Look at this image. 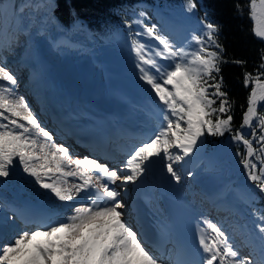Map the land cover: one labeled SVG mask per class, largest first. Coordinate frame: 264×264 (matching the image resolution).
I'll use <instances>...</instances> for the list:
<instances>
[{
	"label": "snow or ice",
	"instance_id": "6c2138e0",
	"mask_svg": "<svg viewBox=\"0 0 264 264\" xmlns=\"http://www.w3.org/2000/svg\"><path fill=\"white\" fill-rule=\"evenodd\" d=\"M195 8L194 0H187L186 10ZM250 17L255 36L264 40V0H250ZM134 23L143 26L137 36L158 42L150 46L133 40L132 50L138 59L139 79L160 105V123L151 137L134 147L122 171L88 156L73 158L69 147L54 143L52 132L41 125L25 98L16 94L17 76L0 63V177H8L18 161L23 173L47 190L50 198L63 202L65 209L52 222L25 220V225H35L34 230L18 231L10 239L0 236V264H164L122 219L121 209L126 207L122 196L154 158L169 161L164 164L166 172L180 182L173 165L190 157L206 134L231 133V140L244 148L237 154L248 179L264 194V112L258 111L264 102V50L256 74H244L245 86H254L241 124L233 130L231 103L219 76L220 65L227 61L217 39L218 26L202 22L203 32L192 35V47L177 46L155 24L148 26L140 19ZM246 128L250 129L247 134ZM81 193L86 194V203L77 202ZM254 214L256 228L264 234V215ZM203 223L207 228L198 243L204 255L194 264H256L251 254L241 256L220 226L207 219Z\"/></svg>",
	"mask_w": 264,
	"mask_h": 264
},
{
	"label": "rangeland",
	"instance_id": "374dc122",
	"mask_svg": "<svg viewBox=\"0 0 264 264\" xmlns=\"http://www.w3.org/2000/svg\"><path fill=\"white\" fill-rule=\"evenodd\" d=\"M52 4L53 0H27V5H25V0H0V26L3 19V23L5 22L4 30L9 28L11 35L13 33L14 36H17L14 41L6 39L4 46L0 43V63L4 64L20 80L23 77L22 74H26L25 72L29 67L28 65L22 66L21 64L18 68L19 62L15 60H17L18 55L26 48L25 44L24 46L21 45L23 43L22 41L27 43V36H30L32 39L35 36L37 40L38 38L42 39L46 36L47 41L55 49L60 47V39L65 40L62 43L65 44L66 42L67 44L65 45L68 47H73L74 45L76 47L75 49H86L88 47L85 53L86 60L92 61L94 58L99 59L102 67L99 68L101 74H98L101 78H104L105 74L106 80L108 81L107 90V88L104 89L103 87H94L96 80H92L90 84L93 89L100 88L105 90L110 100L118 106L120 104L125 105V102L129 101L133 102L132 105L135 104L141 107L142 110H154L156 114H160V111H158V109L160 110V105L156 98H154V94L148 90L149 86L139 79L140 72L136 67L138 59L132 50L133 40H140L150 46L158 42L151 41L147 37L137 36L136 33L142 32L143 26L134 23V21L140 19L143 21V24H147L148 26L155 24L158 31L166 35L177 46H188L191 44L192 47H195L194 42L191 41V37L194 34H202L203 26L196 28L193 25L194 9L189 12L186 10V6H161L157 4L138 3L133 7L134 21L132 26L128 28L127 32H117L114 38H112L113 43H111L108 38L103 41L95 40L81 19H75L69 26L62 25L52 13ZM20 8L24 9L23 12L19 11ZM6 11L8 15L5 14ZM140 11H144L146 16L139 17L138 14ZM34 12H36V17H32ZM9 18L17 25V32L14 31L15 27L8 24ZM32 24L34 25L32 26ZM21 27L23 28L22 32L20 31ZM43 29H45L44 35ZM52 40L56 43L52 44ZM91 41L96 42L100 46H96L97 49H94L90 44ZM6 45L9 47L6 48ZM34 49L35 46L32 43L29 45L28 53L34 52ZM28 53L26 54L28 55ZM11 56H14L13 59L16 57L14 62H11L9 59ZM166 63L168 64L169 61ZM92 65L90 63V67L80 71L88 72ZM76 68L78 69L75 65L73 70L78 71ZM47 69L49 73L50 71L54 73V70ZM19 80L18 86L16 87L17 93L21 94V96L23 94L27 96L28 88L27 90L26 88H22V81ZM34 86L39 87L36 79ZM27 87L31 86L29 85ZM130 97L135 99L133 101L132 99L129 100ZM26 101L32 104L30 99L26 98ZM261 104H263L262 108L264 109V102H261ZM30 107L38 117L37 107L35 105ZM244 130L250 132V129L246 128ZM227 143L215 147L210 152H205L202 143H200L190 157L176 162L173 166L181 177L180 184L183 188L193 189V186L195 188L197 186L202 187L196 188V191L199 190L200 197L204 196L209 204L216 205L217 208L215 207L213 210L211 220H213V223H215L214 221H226V229L230 230L233 239L231 243L239 250L241 256L251 254V258L256 261V264H264V234L259 233L256 228L257 216L254 214L258 212H254L247 206V200L250 197L243 200L241 197L242 194L232 189L231 185L239 182L241 179L243 165L237 158L238 156L230 157L227 154V146H230ZM172 151L175 152L177 150L173 149ZM72 156L73 158L75 157L74 155ZM167 162L169 161L165 160L159 167V176L165 172L164 164ZM15 163H17L16 169H18L19 167L17 165H19V162ZM120 170L122 171V169ZM182 170L187 171L182 172ZM188 172H192L193 175L188 176ZM161 180L160 178L157 181ZM29 185L30 187H36V184ZM121 211L124 213V208ZM0 213L3 215L7 214L3 211L2 207H0ZM122 219L127 223L125 218ZM10 221L7 217L3 225L8 226ZM27 229L29 230L30 228ZM13 235L11 233L7 234L9 238ZM243 243L246 246H243ZM164 264L169 263L164 262Z\"/></svg>",
	"mask_w": 264,
	"mask_h": 264
},
{
	"label": "trees",
	"instance_id": "16d2710c",
	"mask_svg": "<svg viewBox=\"0 0 264 264\" xmlns=\"http://www.w3.org/2000/svg\"><path fill=\"white\" fill-rule=\"evenodd\" d=\"M18 1V0H16ZM52 12L59 22L69 26L75 19H81L89 33L97 41L108 38L111 43L117 32H127L133 24V7L137 3L186 6L187 0H53ZM196 8L193 12V25L198 28L202 22H211L218 26L217 39L224 51L219 76L223 77L222 90L227 92L231 103L233 130L238 128L242 115L247 107V98L253 84H244L245 72L256 74L261 62V51L264 40L255 36L254 21L250 17V0H194ZM239 5V7H237ZM233 61H244L243 64ZM264 71V70H262ZM264 79V77H262ZM263 105L258 107L264 112ZM245 133H249L244 130ZM231 133L224 136L202 137L205 152L212 151L226 142L233 149L243 153L242 145L231 140ZM229 156L231 154L226 151ZM233 157V156H231ZM241 161V156L237 157ZM258 166H259V162ZM239 182L232 184V189L242 194V198L250 197L247 206L254 212L264 215V194L259 193L253 182L247 177V170L242 169Z\"/></svg>",
	"mask_w": 264,
	"mask_h": 264
},
{
	"label": "bare ground",
	"instance_id": "6f19581e",
	"mask_svg": "<svg viewBox=\"0 0 264 264\" xmlns=\"http://www.w3.org/2000/svg\"><path fill=\"white\" fill-rule=\"evenodd\" d=\"M25 5H27V0H25ZM5 14H7V11L5 12ZM35 15H36V12L32 14V17H34ZM4 24L5 22L3 23V19H2L1 26H0V43L2 44V46L5 45L6 39H11L14 41V39H16L17 37V36H14L13 33L11 35L9 28L4 30L5 28ZM8 24L15 27L14 31L17 32V25L13 23L10 18L8 19ZM33 25L34 24H32V26ZM44 30L45 29H43V35H44ZM20 31L21 32L23 31L22 27ZM29 41H30V44H29ZM63 41L65 40H61V39L59 40L60 47L56 49L53 48L50 42L47 41L46 36L42 39L38 38V40L35 36H33V39L30 38V36H27V41H26L27 43H24L25 41H22L23 43L21 46H24L25 44L26 48H24V50L18 55L17 60L15 61H21L23 64L28 65L29 67V69H27L25 72L26 73L25 76L22 77L21 79L22 80L21 86L22 88H26V90L28 88V95L26 96L23 94L22 97H24L25 100L26 98L28 99L31 98L30 102L32 104H29L30 106L35 105L37 108H40L41 104L43 105L50 104L53 106V109L57 110L58 113H60L61 111L67 110V113H69V116H72L74 112L77 115H84L90 109H92L94 113H97V110L95 106L92 104L93 103L92 101L101 99L102 100L101 105L105 107V111H104L105 118L102 115V117L100 118V122L106 119L112 123H116L119 119L118 117L120 116L121 119L128 118V119H135V120L143 121L142 125L151 127L152 135L154 132L158 130L159 123L156 122L154 119L156 117L159 118L160 114H156V111L142 110L141 107L135 104L132 105L133 102H129V101L128 102L126 101L125 105L120 104L118 106L113 101L110 100L105 90L100 89V88L93 89L91 87L90 82L92 80H96V84H94V87H103L104 89L107 88L108 90V81L106 80L105 74H104V78H101V76L98 74L100 73L99 68L102 67V63H100L99 59H96L94 57L92 61L86 60L85 53L88 47L86 49L85 48L75 49L76 48L74 47L75 45L73 47L71 46L68 47L65 45L67 44L66 42L65 44L62 43ZM32 43H34L35 49H34V52L29 54L28 53L29 45H31ZM54 43L56 42L52 40V44ZM90 44L94 49H97L96 46H100L99 44L93 41H91ZM5 47L7 48L9 46L6 45ZM72 48L73 50H71ZM26 53H28V55ZM13 57L11 56L10 58L9 57L7 58H9L11 62H14V59H16V57L14 59ZM160 62L162 64H167L166 63L167 61L166 62L160 61ZM90 63H92L93 65L91 69L88 70V72L80 71V70H85L86 68L90 67ZM75 65L78 67V69L76 68L78 71L73 70ZM47 68H49L50 70H54V73L52 71H50L49 73V70ZM27 75L29 76L28 78H27ZM35 79L39 87L34 86ZM29 80L31 82V87H26L25 85L29 86L28 84ZM16 94L18 96H21V94L17 93V90H16ZM131 99L133 101V99L135 98L130 97L129 100ZM59 110L61 111L59 112ZM158 111L160 110L158 109ZM39 119L42 120L41 117ZM152 135H150L149 137H151ZM121 145L123 144L117 145L116 147L115 145H112L110 147V152L114 153V155L118 154L119 152V155L122 156L125 152L130 150L128 145H126L125 147L123 146V148L120 147ZM119 148H120V151H118ZM116 149L118 152H114ZM163 162H165V160L162 161V164ZM16 164L17 163H15L10 169V175L8 177H0V194H2V197L3 195L6 194V191L14 190V189H22L25 192V194L27 192L28 193L33 192L35 194H39L40 196H43V198L46 199L47 201L52 200V202H55V203L57 202L55 199L50 198V196L46 194L47 190L45 192L41 191L38 185H36L37 188L33 186L30 187L29 184L34 185L33 178L28 177L26 173H23L21 166L17 165L19 168L16 169ZM184 171H187V170H182V172ZM169 178H170V174H168L165 170V172L162 175V180L158 183L152 184L153 191L161 195L162 199H165V197L172 196L173 198L182 197L185 200L188 198H192V199L196 198L195 202L196 200L200 201L199 199H197L198 197L200 198V195L198 192L199 190L196 191V188H202V187L197 186L195 188V186H193L192 188L195 190L191 188L185 189L181 187L182 186L180 184L181 181L176 182L175 179H174V186L176 187L174 186L168 187L164 185V182L167 181ZM175 189H178V190L180 189L182 193L175 195L174 194ZM57 206L59 208L63 207V202L59 203ZM0 207L5 208V206L3 205H0ZM126 216L127 215L124 214L122 218L126 219ZM6 218H7L6 215H3L0 213V231H3L5 233L6 239H10L6 235V233L16 234L18 231L28 230L25 226L18 228L15 225V221L13 219H11L8 226H6L5 224L3 225ZM29 230H32V229H29ZM200 252L201 253L199 255L198 260H200L202 255H204L201 249H200ZM164 262H167V261H164Z\"/></svg>",
	"mask_w": 264,
	"mask_h": 264
},
{
	"label": "water",
	"instance_id": "95a60500",
	"mask_svg": "<svg viewBox=\"0 0 264 264\" xmlns=\"http://www.w3.org/2000/svg\"><path fill=\"white\" fill-rule=\"evenodd\" d=\"M227 149H228L229 153L232 154L233 156L237 155V152L234 149H232L230 146L227 147Z\"/></svg>",
	"mask_w": 264,
	"mask_h": 264
}]
</instances>
